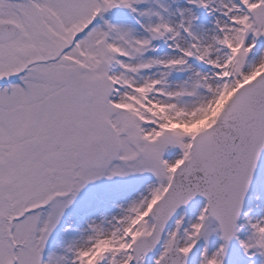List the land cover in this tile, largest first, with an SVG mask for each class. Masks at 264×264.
I'll use <instances>...</instances> for the list:
<instances>
[{
    "label": "snow or ice",
    "instance_id": "snow-or-ice-1",
    "mask_svg": "<svg viewBox=\"0 0 264 264\" xmlns=\"http://www.w3.org/2000/svg\"><path fill=\"white\" fill-rule=\"evenodd\" d=\"M0 264H264V0H0Z\"/></svg>",
    "mask_w": 264,
    "mask_h": 264
}]
</instances>
